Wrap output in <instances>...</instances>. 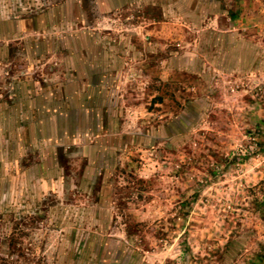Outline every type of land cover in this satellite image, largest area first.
I'll return each instance as SVG.
<instances>
[{
	"label": "rangeland",
	"instance_id": "374dc122",
	"mask_svg": "<svg viewBox=\"0 0 264 264\" xmlns=\"http://www.w3.org/2000/svg\"><path fill=\"white\" fill-rule=\"evenodd\" d=\"M68 1L3 0L0 15L30 19ZM82 6L78 20L0 37V256L264 264V0H132L111 14L94 0ZM73 48L75 63L99 67L82 75L110 84L101 95L74 89ZM60 90L47 106L57 118L44 125L20 98ZM118 98L129 106L123 135L89 136L106 109H124ZM95 145L122 146L98 162L116 161L114 170L92 171ZM12 234L24 253L7 249Z\"/></svg>",
	"mask_w": 264,
	"mask_h": 264
},
{
	"label": "crops",
	"instance_id": "0c3cea01",
	"mask_svg": "<svg viewBox=\"0 0 264 264\" xmlns=\"http://www.w3.org/2000/svg\"><path fill=\"white\" fill-rule=\"evenodd\" d=\"M3 1V0H0ZM32 1V0H31ZM97 9L99 10L100 13L103 14H111L113 12H115L116 10H119V8H122L124 6V4H126L128 1L132 2V0H94ZM172 1H176V0H172ZM26 2V0H25ZM23 5V4H22ZM23 6H19V8ZM33 11V10H31ZM83 12V6H82V0H70L68 1V4H64L63 6H58L57 8H53V9H40V12L38 14H36L35 17H31L30 19L24 17L20 20L17 21H6L4 20V17L0 15V37L2 39H13L16 35L20 34V32L25 31L27 29V23L30 22L31 26L33 28H37L39 27H43L45 25H49V21L54 18H59V16L68 14L71 15L73 18H75L76 20L80 19V15ZM32 20V21H31ZM167 23V22H166ZM170 23V22H169ZM156 30V29H155ZM156 35H163L164 32L161 31H155ZM90 37H84L81 38L80 36L75 38L73 37V41L75 40H79V42H89L90 40H92L93 38ZM161 37V36H160ZM80 47V46H79ZM85 48V47H84ZM91 50V49H89ZM74 51V48H73ZM79 53V54H78ZM78 53L77 52H73L72 53V57H74L73 60V64L70 66L71 67V71H72V76L74 77V89H85V90H92V94L95 96L101 95V90H105L106 88H110V84L108 83V81L106 80H98L95 78H88L84 75H82V72H88V73H92V72H98L99 71V67L94 66L91 62V57L88 61V67L86 68H82L81 65L78 64V60L77 63H75V57H78L77 59H79L80 57V48H78ZM35 83H29L28 86H32L31 89H33ZM112 86V85H111ZM114 87H116V84H114ZM43 89V88H40ZM43 93V94H42ZM62 93L63 90H60L58 93L56 94H51L53 96H57L56 98H53V96H49V94L43 91H40V93H37L35 91H30V92H25L23 91L22 95H20V98L22 100V103H26L27 106H34L37 110L38 113H40L41 111L43 112V116H40L39 119V124L40 125H44L43 120L45 119H49V117L54 118L53 115L51 114L48 110H50L49 108H47V106L52 105L55 101H60L62 98ZM42 95H44L45 97H43ZM94 98V97H92ZM36 101L33 105V102L31 101ZM91 101V100H89ZM106 101V100H105ZM109 101L110 98H109ZM114 103V102H113ZM119 104H122L124 109L121 108L120 109V113L119 111H115V108L113 106L109 107L106 112V114L108 115V118L105 119L106 124L105 125H90V130L88 132L89 136H95L97 137L99 134L102 133V131L105 132V135H109V136H119L121 137L123 135V129H124V125L121 122V120H123V116H126L127 111H129V106L127 105V101L125 99H120L118 98L117 102ZM97 103H93L92 102V106H97ZM107 105V104H106ZM94 108V107H93ZM94 113H97V110H93ZM96 111V112H95ZM120 115V117H119ZM61 116V115H60ZM57 118V117H55ZM54 118V119H55ZM115 120L119 122L118 125H116ZM58 127V124H57ZM106 128V129H105ZM105 129V130H104ZM42 128L39 129V131H41ZM65 135V134H64ZM69 135V134H67ZM113 150H109L108 146L104 147V146H94V152H93V161L94 163L92 164L95 169L92 168V171H100L103 170L105 168V166L103 167V165L98 164L99 160H102L103 158H105V155L108 156L110 153H114V156L117 155L116 150L118 151H122V146H118L116 148V146L112 147ZM97 152L99 153L100 157H97ZM116 157V156H115ZM100 158V159H97ZM98 164V165H97ZM118 163H116V161L114 162V164H111L110 166H107L105 168L106 171L111 170V168H113V170L116 168V165ZM46 168H53L55 170L60 169L58 165L53 164L52 167L47 166ZM104 171V170H103ZM101 172V171H100ZM59 174V173H58Z\"/></svg>",
	"mask_w": 264,
	"mask_h": 264
},
{
	"label": "trees",
	"instance_id": "16d2710c",
	"mask_svg": "<svg viewBox=\"0 0 264 264\" xmlns=\"http://www.w3.org/2000/svg\"><path fill=\"white\" fill-rule=\"evenodd\" d=\"M3 239H7L8 240L7 249H9V250H11L13 252L24 253L23 252L24 248H22V247L16 248V246H15L16 237H15L14 234H12L11 237H9V238L4 236ZM0 255H1V251H0ZM19 255H21V254H19ZM0 264H21V262H20V259H7V258H4V257L0 256Z\"/></svg>",
	"mask_w": 264,
	"mask_h": 264
}]
</instances>
